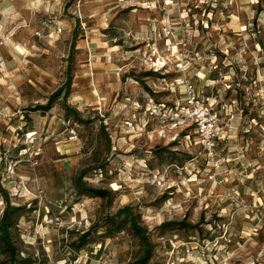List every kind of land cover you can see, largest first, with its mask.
<instances>
[{
    "label": "rangeland",
    "instance_id": "obj_1",
    "mask_svg": "<svg viewBox=\"0 0 264 264\" xmlns=\"http://www.w3.org/2000/svg\"><path fill=\"white\" fill-rule=\"evenodd\" d=\"M3 1L0 219L17 264H131L146 244L125 207L142 264H264V0Z\"/></svg>",
    "mask_w": 264,
    "mask_h": 264
},
{
    "label": "trees",
    "instance_id": "obj_2",
    "mask_svg": "<svg viewBox=\"0 0 264 264\" xmlns=\"http://www.w3.org/2000/svg\"><path fill=\"white\" fill-rule=\"evenodd\" d=\"M79 185L82 186L84 189L92 191L94 196H104L105 194H109L110 193V191H108L106 189H92V188H89V187H87L85 185V183L82 180H80ZM123 211L130 215L132 226L134 227V229H136L138 232H140L142 234V237H143V239L145 241L146 250H145L144 254L131 263V264H142L146 260V258L148 256V252H149V241H148L146 232L144 231V229L142 227H140L135 222V219L133 217V212L131 211L130 207H125L123 209ZM8 218H9V209H7L5 211V213L2 215V217L0 219V229H1V232H2V235H3V238H4L5 242L10 247V250H11V253H12L10 264H17V259H16L15 255H14V248H13V245L11 244L10 237H9Z\"/></svg>",
    "mask_w": 264,
    "mask_h": 264
},
{
    "label": "built area",
    "instance_id": "obj_3",
    "mask_svg": "<svg viewBox=\"0 0 264 264\" xmlns=\"http://www.w3.org/2000/svg\"><path fill=\"white\" fill-rule=\"evenodd\" d=\"M61 31V29H59ZM38 35H40V32H37ZM192 99H195V97H191ZM209 115V117L211 116V113L209 111V109H207V107H203L201 105V108L198 109V111L196 113L193 114V116L196 118V122L199 126V132L200 135L203 137V141H207L208 143L211 142V140L213 139V137L215 136V132L217 129V124L216 122H212V121H208L206 122H202L204 121L203 119H205L207 116ZM72 139L77 138V134L75 133V131L73 132V135L71 136Z\"/></svg>",
    "mask_w": 264,
    "mask_h": 264
},
{
    "label": "crops",
    "instance_id": "obj_4",
    "mask_svg": "<svg viewBox=\"0 0 264 264\" xmlns=\"http://www.w3.org/2000/svg\"><path fill=\"white\" fill-rule=\"evenodd\" d=\"M7 2L9 3V5H8L9 10L12 11V10H13V7H14V4H13V2L10 3L9 0H5V1H3V2H2V7H3L4 4L7 3ZM11 65H12V66H15L16 64H15L14 62H11Z\"/></svg>",
    "mask_w": 264,
    "mask_h": 264
}]
</instances>
